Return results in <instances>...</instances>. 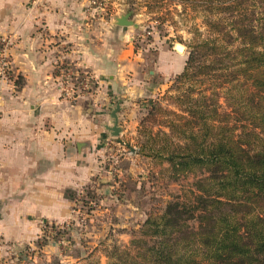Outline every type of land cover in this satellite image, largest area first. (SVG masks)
<instances>
[{"label":"crops","instance_id":"obj_1","mask_svg":"<svg viewBox=\"0 0 264 264\" xmlns=\"http://www.w3.org/2000/svg\"><path fill=\"white\" fill-rule=\"evenodd\" d=\"M115 8L109 0H0L10 66L0 79V234L24 233L18 219L36 213L65 219L68 175L75 187L88 174L68 165H98L107 141L135 135L160 79L183 71L185 50L158 35L144 43L136 29L114 24ZM118 101L113 138L104 127Z\"/></svg>","mask_w":264,"mask_h":264},{"label":"trees","instance_id":"obj_2","mask_svg":"<svg viewBox=\"0 0 264 264\" xmlns=\"http://www.w3.org/2000/svg\"><path fill=\"white\" fill-rule=\"evenodd\" d=\"M166 1L215 19L174 77L192 83L178 112L151 137L145 124L161 111L155 106L137 132L148 134L142 155L165 162L174 182L193 181L109 259L116 252L111 264H264V0L261 12L249 0Z\"/></svg>","mask_w":264,"mask_h":264},{"label":"rangeland","instance_id":"obj_3","mask_svg":"<svg viewBox=\"0 0 264 264\" xmlns=\"http://www.w3.org/2000/svg\"><path fill=\"white\" fill-rule=\"evenodd\" d=\"M109 3H114L118 15L131 13L128 19L134 25L129 27L139 31L137 36L144 43V37L150 32L147 39L158 35L182 45L186 53L195 37L208 36L206 22L215 19V16H206L204 12L173 1L109 0ZM246 5L256 8L257 12L262 11L257 0H249ZM136 41L135 46L141 47ZM174 79H160L158 88L141 108L139 120L147 117L155 106L161 110L156 116L149 115V122L145 124L151 137L163 121L172 119L169 112H178L177 98L192 85L191 82L176 84ZM8 85L10 83L6 82L5 86ZM205 85H196L195 90L205 89ZM11 90V87L7 88L9 93ZM137 130L138 127L133 136H123V143H117L115 139L107 141L105 149L98 155V165H68L74 173H78L76 166L88 174L83 184L75 187L76 178L73 174L68 175L70 186L65 193V219H48L37 213L35 217L18 219L26 230L24 233L0 234V264L114 262L115 253L128 248L146 218L160 215L166 203L181 195V188L193 181L192 176H187L174 182L165 162L142 155L146 150L140 152V149L148 142V134ZM51 196L59 198L62 195ZM0 214L5 216V210ZM5 220L9 223L10 218ZM1 221H4L3 217H0ZM114 249L116 252L109 259Z\"/></svg>","mask_w":264,"mask_h":264},{"label":"water","instance_id":"obj_4","mask_svg":"<svg viewBox=\"0 0 264 264\" xmlns=\"http://www.w3.org/2000/svg\"><path fill=\"white\" fill-rule=\"evenodd\" d=\"M130 14H131L130 12H126L125 14H121L118 17H115L114 24L117 26H121V27L133 26L134 25L133 22L128 19ZM175 49L179 52H182L184 50V47L180 44H176ZM120 104H121V101H118L113 107L112 111L110 112V118L112 120V125L104 127V129L113 138H117L121 131V129L118 127V117H117V113L120 111ZM130 150L133 151L132 148H130Z\"/></svg>","mask_w":264,"mask_h":264},{"label":"built area","instance_id":"obj_5","mask_svg":"<svg viewBox=\"0 0 264 264\" xmlns=\"http://www.w3.org/2000/svg\"><path fill=\"white\" fill-rule=\"evenodd\" d=\"M149 35H150V32H147V34L144 38L147 40V37ZM6 48H7V43L6 42H0V79L7 77V75L10 72L9 61L7 59V56H6ZM65 78L67 80L68 75Z\"/></svg>","mask_w":264,"mask_h":264}]
</instances>
